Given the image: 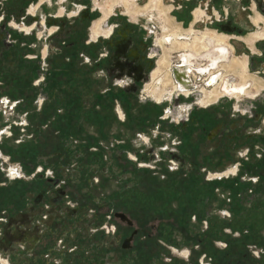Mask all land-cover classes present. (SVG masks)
<instances>
[{"label":"rangeland","instance_id":"rangeland-1","mask_svg":"<svg viewBox=\"0 0 264 264\" xmlns=\"http://www.w3.org/2000/svg\"><path fill=\"white\" fill-rule=\"evenodd\" d=\"M38 1L0 0V42L3 51L10 49L7 54L10 56V61L15 59L17 64L27 61L32 64L27 63L26 65H32L35 69L41 70L37 74L36 80L33 81L34 90L29 88L31 84L28 82L29 78L25 77L21 81L25 85L17 99L21 100L23 105L22 103L18 105L22 106L10 119L11 124L13 122L17 124L15 125L17 132L13 128L14 135L10 136L8 134L10 130H6L4 126L9 124L3 123L2 115L6 114L0 115V134L3 133L2 129L6 130L0 140L2 164L6 174L10 177L12 167H23L25 177L16 178L19 191H24L22 187L25 182L27 183L34 177L35 173L28 174L34 170L35 165L37 171L40 168L44 170L50 168L53 173L46 172L48 179L46 181L51 182L50 178H59L60 182L55 184L57 187L55 186L49 192V202H52L58 191L61 193L64 190L63 204L66 203L72 210L78 209V212H83L87 217L93 218L97 223V230L107 234V232H103V229L110 228L112 223L109 222L110 209L103 196L108 195L113 203H118L121 198L116 194L111 195L117 191L122 193L128 191V186L124 185L131 181L136 184L139 181V185H142L143 189H146L144 188L146 186L149 191L165 187L160 195L154 194L153 197L137 194L136 198L130 200L129 206L123 205L120 206V209L126 210L128 215L135 220L136 227L139 226L137 212H142V215L145 212L149 217L145 233L155 232L152 225H159L160 220L157 221L154 218L156 215L162 216V223L167 222L168 227L164 231L165 235L170 239L166 240L157 234V237L162 239L156 240L159 242L158 245H162L158 247L160 261L157 264H169L170 257L176 256L187 260L186 255L182 253L172 254L170 248L175 247L182 251L192 248L191 246L196 244L195 236L203 233L207 227L206 221H199L193 216L183 220L187 225L190 224L188 230L194 236V240L190 241L184 230L181 229V225H177V229L170 225L172 221H178L174 220L176 215L167 216L171 208L177 212L183 208L186 209L187 202L184 201V196L187 195L188 186L187 181L183 178L192 172L196 173L199 178H194L198 189H191V195L198 202L195 208L197 211L201 214L204 211L203 214L212 222L216 221L218 225L220 224L218 219L228 221L233 212L237 215L240 214L239 212H249L250 225L254 226L257 223L256 229L264 234V225L259 224L260 218L258 219L256 213L264 214V179L260 183L257 181L258 176L252 171L250 172L252 166L258 165L260 158L264 155V41L257 42L258 49H254L256 52L249 48L250 43L247 45L245 40L237 39L233 35L232 40L229 41V44L235 48L234 56L247 59L249 65L247 75H249L250 81L246 89L254 87L253 84L263 86H258L261 88V92L255 98L248 97L241 91L239 101L235 97L224 96L216 103L202 105L200 103L204 95V91H201L202 88L204 86L207 89L211 88L205 84L206 76L198 73V76H193L195 88L192 94L189 96L176 94L172 100L158 103L153 97L147 96L145 91V86L151 83L152 72L158 67V60L164 54V50L157 44L158 39L162 37L164 26L157 11L153 10L145 15L133 16L127 13L123 4L117 5L113 15L104 23L106 31L115 24L116 34L113 39L98 38L104 40V42H100L92 39V27L97 19L104 16L101 7L110 5V0H51L50 5L47 3L44 7H40L36 14H33L30 12V6ZM196 1L205 6L204 0ZM229 1L231 2L230 9L238 11L240 7L243 19L248 25L238 34L239 36L244 38L250 35L251 31H256L257 27L250 23V15L257 20V25L261 24V28H264V18L259 13L252 14L249 9V0ZM254 1L257 4V10L260 11L264 0ZM150 2L151 0H136L135 4H138L139 8H145L149 6ZM161 2L164 8L171 10L169 0H161ZM238 3H241L240 6H237ZM179 16L183 17L184 12L179 13ZM167 18L169 27H166L165 32L169 33L171 28L178 27L170 22L168 15ZM207 20V17H202L195 22V34L205 31L207 26L211 27ZM233 20L235 25L236 22H239V16L234 15ZM14 22L20 27L35 25V28L28 33L13 26ZM51 29H53L52 33ZM230 30L233 31V29ZM12 44L13 46H9ZM134 50L136 55L133 54ZM176 50L181 49L176 48ZM179 54V52L173 51V64L178 63ZM24 62L23 64H25ZM205 62L202 60V63ZM17 64L6 63L7 83L12 82L9 80L10 76H14V79L17 74H20V67ZM169 69H171V64ZM226 70L229 71L228 68ZM21 72L24 70L22 69ZM229 72L233 75L225 79L221 90H225V88L228 90L237 89L240 78L235 71L230 70ZM117 74L124 75L126 82L115 80ZM38 79L41 80V83H38ZM136 81L139 84L138 89L134 88V85L137 84ZM78 91L81 92V99L86 105L82 112L80 111V118H78L79 114L75 116L78 105L71 103H68L67 106L62 105L64 98L71 102V99H67V94L74 95ZM110 91L112 96L99 97L105 96ZM121 93L125 94V98L119 101L120 97L116 94L120 95ZM93 102H97V109H94L96 111L85 113V110H88ZM72 103H74L73 100ZM237 105H239L238 108ZM43 107L46 112L44 115L42 114ZM67 107L70 111L69 116L65 112ZM120 108L123 110L125 118L120 116ZM58 114L62 118L59 128L61 130L64 128L66 133L65 143L75 150H72V156L67 155L65 159L62 156L54 157L48 162L38 160L34 165V159H37V155L41 152L51 153L61 148V142L58 141V138L62 137L61 130L51 127V123L57 119ZM193 115L200 118L213 115V119L210 118L213 122L209 126L220 124L221 130L218 135L209 141L207 133L199 127L197 121L192 125ZM42 118L45 120L43 123H41ZM80 119L81 127H79ZM186 124H189L187 129ZM186 135H189V143L192 146L186 143L188 138ZM32 136L33 138H31ZM93 138H96L97 141ZM26 143L30 145H28L30 148L28 150L31 151L29 155L12 156V159L9 160V156L5 154L6 150L9 147L21 149L22 146H26ZM171 151L184 156L190 155L188 159L191 164L186 163L187 169L181 167L178 158L171 159ZM198 152L199 158H203L202 163L196 171H190V168L193 167L192 164L195 166L191 156H195ZM31 153L32 156H30ZM23 157L28 158L26 160L30 159L29 161H32L33 165L26 163V166H23L21 162ZM93 162L99 163L101 166L104 164L110 166L116 172H121L125 168L128 171L125 175L127 178L117 179L106 173V169L102 172L97 166L94 172H90L88 168ZM233 167L236 171L233 174L225 175L226 171ZM55 168L57 169L55 170ZM71 168L76 170L75 173L80 178L83 176V178L91 179L90 190L85 185H82L80 189L77 185L73 186L74 189L69 186V181L75 178ZM261 170V173L264 174V166ZM126 171L124 170V172ZM13 173L15 172L13 171ZM220 173H224L225 178H230V181L218 182L219 185H223L217 189L216 185L214 188V185L210 183L219 178L220 176H213ZM171 174L174 177H171ZM236 178L241 184L237 180L234 181ZM133 184L131 183L129 186H133ZM201 186L204 188L202 189ZM2 188L4 189L3 196L9 187ZM71 190L78 191L80 193L78 197L74 198L69 195ZM87 191L101 198L99 205L81 206L82 201L86 204L89 201L81 195ZM236 191L239 192L235 195ZM139 199L143 201L141 206L135 204ZM49 202L45 207L48 208ZM5 205L6 202L3 201L0 211L4 209ZM29 205H31V201L26 206ZM22 207L23 204L16 208L18 214ZM80 207L81 209H79ZM40 217H38L39 220ZM125 224L126 222L123 226ZM70 227L68 222L63 224L57 235L50 236L36 245L32 255L26 253L25 246H17L19 249L14 255L0 252V264H4L2 259L9 260V264H100L92 246L87 245L86 241L73 239L75 233L68 230ZM5 231L6 225L1 220L0 239L1 233ZM218 244L222 248L225 247L224 242ZM50 247L56 248L53 253L58 256L53 257V254L48 251ZM195 248L200 250L198 246ZM252 251L256 257H258V253L264 255V246H253ZM203 257L204 255L200 256V261ZM251 258L245 259L246 261L242 264H264V260L258 259V261ZM179 260L173 261L172 264H178ZM209 261L204 258L203 263L208 264ZM116 262L118 264H134L128 261L122 263L116 260Z\"/></svg>","mask_w":264,"mask_h":264},{"label":"flooded vegetation","instance_id":"flooded-vegetation-1","mask_svg":"<svg viewBox=\"0 0 264 264\" xmlns=\"http://www.w3.org/2000/svg\"><path fill=\"white\" fill-rule=\"evenodd\" d=\"M44 1L45 0H39L36 4H32L30 6V12L33 14H36V10L42 6ZM197 10H201V12L203 13L201 8H197L195 10V13ZM200 15H198V16L195 15V19L199 18ZM13 26L18 27L20 29L22 28V30H26L27 32L30 31V28H31V30L33 28H35V25L34 26L31 25V26L20 27L15 22L13 23ZM110 28L111 29L108 30L109 34H107L106 36H100L99 38L103 37V38L113 39L115 34H116V29L113 25ZM52 31H53V29L50 30L51 33H52ZM187 31H188V33L194 32V26L191 27L190 29H188ZM163 32H165V31L162 28V37L158 40V42L161 45L162 49L164 50V54L158 62V68H156L151 75V83H148L146 85L147 94H149V88L148 87L153 85L154 77L158 78L157 84L161 85L164 83V80L166 78V74H170L169 77L171 79V85L175 86L173 93L175 91H178V90L184 91L186 89V87L188 86V82L185 79L186 86H185V88L181 87L180 80L176 77V73L178 71L173 72L172 70L169 69L171 50L174 48H178V47H173L171 43H164V45H163ZM183 32H185V31L180 29V28L173 27L170 29L169 33L177 34L179 39L182 40ZM206 32H209V31H206ZM213 34H217V33L213 32ZM217 35H219V34H217ZM172 37H174V36H172ZM92 39H93V37H92ZM193 39H194V37H191L190 42H192ZM98 40L99 39H97L96 41H98ZM99 41L104 42V40H99ZM1 44L2 43L0 42V115H2L3 110L5 108V106L3 104L5 98H7L10 102L17 100L18 94L21 91H23L22 88L25 85L21 81L23 78L26 77L23 73H21V74H17V77L14 79H13L14 76L13 77L10 76L9 80H11L12 82H10V83L6 82V73H5L6 63H8L9 65H12V64H17V61L15 59L10 61V56L7 55L10 52V49L8 51L7 50L3 51ZM9 46H13V44L9 45ZM226 47H228L229 50L231 48L230 46H227L225 44H219V45L214 44L213 46L207 47L206 49L202 48L199 45H197L195 47H188L185 50H190L191 54L187 55L186 53H184L183 55H181V58L183 60V56H187L189 59V57L191 55L195 56L197 53H202V52H203L202 55L206 56V58H209V55L212 52L218 53V50L220 48H226ZM180 49L183 50L184 48H180ZM251 49L254 50V47ZM133 54L134 55L137 54L135 50L133 51ZM165 55L167 56L166 57L167 61H163ZM44 57H45V55H44ZM222 64H223L222 62H219V66H222ZM39 72H41V70H37V68L35 69L32 66L28 76H30L31 78L32 77L36 78V76ZM132 72H135V71H132ZM214 78H216V77H213L212 79H214ZM44 79L45 78L43 77V80ZM212 79H211V81H212ZM35 80L36 79H34V81ZM115 80L123 82V83L126 82L125 76L121 75V74H119V75L117 74L115 77ZM216 80H217V78H216ZM139 81H140V78H139ZM224 81H225V79L221 81L222 85H223ZM38 83H41V80H39ZM136 83L137 84L134 85V88L138 89V85H139L138 81H136ZM217 83H218V81L215 84H217ZM29 86H30L29 87L30 89L34 90L35 86L33 85V82ZM221 88H220V91H223L225 96L228 95L229 97H231L226 90H221ZM210 90H212V89H210ZM203 91L205 92L206 89H204ZM260 92H261V89L257 92V94H259ZM110 93H111V91L109 93L105 94V96H99V97L100 98L108 97V96L110 97V96H112V94L110 95ZM116 95L120 97L118 99L119 101H121L122 99L124 100V98H125L124 93H121L120 95L119 94H116ZM248 95H249V97H251L250 94H248ZM81 97H82V94L77 95V96L72 94L71 102L73 100L74 103H71V104L78 105L77 110H81V109L83 110L84 107L86 106L84 104L83 100L81 99ZM231 98H233V97H231ZM253 98H255V97H253ZM63 101H64V103H62L63 106L66 103L67 104L69 103V101L66 102L65 99H63ZM108 101L110 102V100H108ZM21 103H22V101H21ZM71 104H69V106H71ZM22 105H23V103H22ZM22 105H20V106H22ZM203 105H210V104H203ZM96 106H97V102H93L91 104V107L88 110H85V113H90V112L96 111V110H94V109H97ZM16 113L17 112H15L14 114H11V115H2L6 119L5 124L9 123L8 125H4L5 127L11 125V123H10L11 116H15ZM45 113H46L45 108L43 107L42 114L44 115ZM121 113H122V116H121ZM121 113L119 112L120 116L122 118H125V114H124L122 109H121ZM7 117H10V118L7 119ZM213 117H214L213 115L210 117L207 115L205 118L204 117L200 118L197 115H193L191 118L192 119V125H193V122L197 121L199 124V127L207 133L206 136H207V139L209 141L213 140V138L215 136H217L219 131L221 130L220 124H215L211 127L209 126V124L211 122H213L210 120V118L213 119ZM61 119H62L61 116L58 114L57 119H55L51 123V127L59 128L61 123H62ZM44 121L45 120H43V118H42L41 123H43ZM81 125L82 124H81V119H80L79 120V127H81ZM186 126H187L186 129H187L189 127V124H186ZM191 131H192V128L190 129V133H191ZM1 132L4 133L3 129ZM3 133H2V135H3ZM65 134L66 133L64 132V128H63V130H61L62 137L60 136L58 138V141L60 140V142H61V148L56 149L55 151H52L51 153H45V152L42 153L41 152L40 154L37 155L38 157L36 156L37 159L36 158L34 159L33 164H36V162H38V160H40V161L46 160V162H48V160H50L54 157H62L63 156V158L65 159V157L67 155L72 156V150H75V149H73L71 146L68 147V145L65 143V141H66V139L64 137ZM188 136L186 135V137H188ZM0 138H1V135H0ZM93 139H95L97 141L96 138H93ZM186 141H185L186 143H189V137L186 139ZM25 145L26 146H24V147L22 146L21 149L19 147L18 148L9 147L8 150H6V152H5L6 156H9V160H10V159H12V156H17V155L18 156H20V155L21 156H27V155H29V153L31 152V151L29 152V150H30L29 146L30 145L28 143H26ZM35 145H37V144H35ZM188 145L192 146V144H190V143ZM194 149L196 150V148H194ZM19 150H20V152H19ZM188 150L190 151L189 148H188ZM170 153H171L170 157L174 156L175 158H178L179 159L178 161L181 163V167L187 169L186 163L190 162L188 159V157H190V155L184 156L183 154H179V153H176L174 151H171ZM193 154H195V153H193ZM32 155L33 154L31 153L30 156H32ZM199 156H200L199 152L197 154H195V156H191L193 161H194L193 163L195 164V166L192 164L193 167L190 168V171L191 170L196 171V169L201 165V163H202L201 160H203V158L200 159ZM26 159H28V158H25V157L22 158V163L24 166H26V163L33 165L32 161H29L30 159L29 160H26ZM71 159L73 160V158H71ZM90 164H91L90 165L91 167L88 168V171L94 172V170L97 169L96 168V166H97L99 170H102V172H104L106 169L107 170L106 173H109L112 177L115 176L117 179H120L123 177L125 178L126 177L125 175L128 172V171H126L127 169H125V168L123 170H121V172L120 171L116 172L114 168L111 169L110 166H107L104 163H103L104 165H102V166L96 162H93ZM189 164H191V163H189ZM65 166H67V165H65ZM93 166H94V168H93ZM75 167L77 168V166H75ZM74 168H71L70 170L73 173L72 174L73 177L75 176V178H73V180L69 181L70 182L69 186L74 189L75 187H73V186L77 185V187H79V189H80L82 187V185H85L86 188L88 190H90V188L92 187L91 179H89L87 177H86L87 179L83 178V176L80 178L79 176L76 175V173H75L76 170ZM56 169L57 168H55V170ZM124 170L126 172H124ZM197 173H199V172L197 171ZM7 176L9 177L8 179H7ZM13 176H15L14 173H13ZM172 176L174 177L173 174H171V177ZM194 178H198V176L196 175V173L191 172V174H189L186 178H183V180L187 181V186H188L187 197L189 200H191L192 207L196 208V204L198 202L191 195V189L192 188L198 189V185L195 183ZM4 179H6V180H4ZM46 179H47V177L44 175V173L37 174L34 178L27 181V183L25 182V185L22 187L24 191H19L18 186H17L18 180L15 177H12V176L10 177L8 174H6L5 167L2 164V150L0 148V205L3 201L6 202V205L3 207L4 209L2 211H0V221L1 220L4 221V224L6 225V231L1 233L2 235H1V239H0V252L5 253L6 255L7 254L14 255V253L16 251H18V249H19L18 247L20 245L26 244V253L27 254L30 253L32 255L35 251L36 245H39L43 240L48 239V237H50V236L57 235V233H59L60 229H62L61 226H63V224L68 222L69 225L71 226L68 230H71L72 233H75L73 239H75V240L79 239L83 242L86 241L87 245L92 246L93 251L96 255V258L99 260L100 264H118L116 262V260L121 261L122 263H125L127 261L133 262L134 264H155V263L157 264V262L160 261L159 260L160 254H159V248L158 247H160L162 245H158L159 242H157L156 240H159L161 237H163L166 240L170 239L169 236L167 237L165 235L166 232H164L165 230L168 229L167 222L162 223V219H163V218H161L162 216L156 215L154 219L157 221L160 220L159 225L158 224L152 225V229L156 230V231L152 232V233H145L147 230V221L149 218L148 215L145 212H144V215H142L143 213L140 211L137 212L136 215H138V216H136V215H134V216L139 217L137 219L139 222V226L136 227L135 226V220L132 219L131 216L128 215L126 210H121L120 206H123V205L129 206V203H131L130 200L136 198L135 196H137V194H140L143 196H145V195L146 196H152V197L154 194L160 195L165 190V187L164 188L158 187V189H156V190L153 189V190L149 191L146 186H144V188H146L147 190L143 189L142 185H139V181L137 184L134 181H131V182H128L124 185V186H128V191H126L125 193L117 191L111 195V196H114L116 194L121 198L118 203L117 202L113 203L111 197L108 195L103 196V198L105 199V203H107V206L110 209L109 214H111V217H110L109 221H111L110 223H114L116 225V229H115L114 234H104V233H100L99 230H97L98 229L97 223L93 218L87 217V215L83 212H81V213L78 212V209L72 210L70 208V206L66 205V203L63 204L64 201L62 200V198H64V196H62V195H63L64 190H62L61 193H60V191H58L56 197H54V199H52V202H49V198H50L49 192H51V189H54L55 186L57 187V185H55V184L59 183L60 179L59 178H50L51 182H47ZM169 181L171 182V178ZM7 182H9V183L7 184ZM190 182L192 183L191 186H190V184H191ZM131 183H134L133 186H129ZM199 183H200V181H199ZM4 186L9 187V190H7L2 196V193L4 190L2 187H4ZM196 186H197V188H196ZM203 188H204V186L202 187V189ZM85 193H82L81 195H83V197H86L89 201H87V204L82 201L81 206H83V207H85L87 205L92 206L93 204L99 205V203L101 202V198L99 196L94 195L90 191H87ZM79 194L80 193L76 190H71L69 193V195L73 196L74 198L78 197ZM37 195H39V196H37ZM185 199L186 198L184 196V201H185ZM30 201H31V205L26 206L30 203ZM48 202L51 205L50 209L45 207L46 203H48ZM21 204H23V207L20 210V214H18V212H16V208H18L19 205H21ZM135 204L141 206V205H143V201L139 199V201L136 202ZM137 205H136V207H138ZM9 208H12V209H9ZM79 209H81V207ZM183 210H184V208L181 210V212ZM186 212H188V210ZM202 212L204 213V211H202ZM119 214H123L126 217H121V215H119ZM82 215H83V217H82ZM170 215H172V216L176 215L175 216L176 218L174 217V220L175 219L178 220V221H172L170 223V225L175 226V228L177 225H181V229L184 230V233H186V237L190 241H193L194 236L188 230L190 224L187 225L183 221V220L187 219V216L179 215L178 212L173 210L172 208L167 213V216H170ZM38 217H40V220L38 219ZM125 222H126V224H125V226H123ZM157 234L158 235L160 234L161 237L158 238ZM169 235L171 236V234H169ZM195 237L197 238V235ZM160 240H162V239H160ZM55 250H56L55 247H50L48 249V251H50V253L53 254V257L58 256L56 253H53ZM175 251H178V250L175 249ZM185 252H186V254L189 253L188 250L183 251V253H185ZM132 254H134L136 256L134 257ZM131 258L133 261L131 260ZM2 262L4 264H9V260H7V259H2Z\"/></svg>","mask_w":264,"mask_h":264},{"label":"bare ground","instance_id":"bare-ground-1","mask_svg":"<svg viewBox=\"0 0 264 264\" xmlns=\"http://www.w3.org/2000/svg\"><path fill=\"white\" fill-rule=\"evenodd\" d=\"M50 1L51 0H45L41 7H44L45 5H47V3L50 5ZM110 1H111L110 5H104L101 7V9L104 13V16L100 19H97L93 24L92 37H93L94 41H96L103 34H109V31L107 32L106 30H104V28H105L104 23L106 22V20L110 16L113 15L114 8L119 4H123L124 7L126 8L127 13L130 15H133V16H139L140 14L145 15L148 12L153 11V10L157 11L159 18L161 19L162 22H164L163 30L165 31L166 27H169L168 26V18H167L169 9L163 7L161 0H151L149 6H147L145 8H139L138 4H135L136 0H110ZM253 4H254V8L256 9V14L259 13L264 18V5L261 4L260 11H258L256 8L257 4L255 1ZM197 8H201L203 11V13L201 12V10L196 11V13H195L196 16H198L202 13L199 16V18L207 17L208 20H211L210 21L211 23L221 22V12L217 8H216V10L215 9L211 10V8L208 9L206 7V5L205 6L204 5L203 6H197L196 9ZM37 11H38V9L36 10V12ZM186 17H187V13L184 12V16L182 18L185 19ZM199 18H197L195 20L197 21ZM137 19H138V17H137ZM251 22L253 23L254 26L257 27L256 31H251L250 35H248L247 37L243 38L242 36H238L236 38L240 39V40H245L247 43H250V45L252 44L251 45L252 48L254 47V49L257 50L255 48L254 43L256 42V44H257V42L264 41V30H263L264 28H261V24L257 25L258 22H257V20L254 19V16L251 17ZM113 26L115 27V24H113ZM214 26H216V25H214ZM229 26H232V25L227 26L228 29H232V27H229ZM217 29L218 28H207L205 31L200 32L198 34H195V27H194V32L188 33V31H187L188 29H187V30H184L185 32H183L182 40L179 39L178 35L175 33L171 34V33L163 32V45H164V43H171L173 47L184 48L183 50L181 49L179 51L176 50V48L171 50V60H170L171 69L170 70H172L173 72L178 71L176 73V77L180 80L181 87L185 88V86H186L185 79L188 82V86L186 87V89L184 91L178 90V91H175L173 93L175 86L171 85V79L169 77L170 74H166V78L164 80V83L161 85L157 84L158 78L154 77L153 85L148 87L149 88V94L147 96L153 97L158 103H163L165 100H172V98L176 94L178 96H180L182 94L185 96H189L190 94H192L194 92V88H195L193 76H198L199 74H201V75L206 76L205 84L207 87H210L212 90L207 89L204 86V88H202L201 91H203L204 89H206V91L204 92V95H203L202 99L200 100V102L202 103V105L203 104H213V103H216L220 98L225 96L224 92L220 91V88L222 87L221 81L230 77L231 75H233V73L229 72L231 70L232 72L235 71L237 73V76H238V78H240V81H239L238 86L236 87L237 89L234 88V89L228 90L227 88H225V90L228 92V94L231 97L237 98V101L240 100V96H241L240 92L241 91H243L245 94H247L248 97H249L248 94H250L252 98L256 97L258 95L257 92L261 89V88H258V86L260 87L261 85L255 86V84H253L254 87H252L250 89H246V87L248 86L249 81H250L249 75H247V70L249 67L247 60L245 58L243 59V58L234 56L235 48L229 44V41H231L233 38L232 34L228 33L225 30H224L225 32L224 31L222 32V31H218L220 29H218V30ZM21 30H22V28H21ZM208 30H209V32H206ZM22 31H26V30H22ZM30 31H31V28H30ZM30 31H28V33ZM213 32H215L219 35L213 34ZM172 36H174V37H172ZM191 37H194L192 42H190ZM157 44L160 48H162L158 41H157ZM214 44H216V45L225 44L227 46H230L231 48H230V50L228 49V47L220 48L218 50V53L212 52L209 55L210 59L206 58V56L202 55L203 52L197 53L195 56L191 55L189 57V59L187 56H183V60L181 58V55H183L184 53H186L187 55L191 54L190 50H185L188 47H195V46L199 45L202 48L206 49L207 47H211ZM173 51H177L180 53L178 55L179 61L177 64H173V62H172ZM252 51L256 52L254 50H252ZM231 55H233V56L231 57ZM166 57L167 56L165 55L163 61H167ZM159 60H158V62H159ZM202 60H205L206 62L202 63ZM158 62H157V64H158ZM219 62H223L222 66L224 68L222 66H219ZM156 68H158V67H156ZM227 68L229 71L226 70ZM213 77H216L217 80H216V78L212 79ZM211 79H212V81H211ZM217 81H218V83L215 84ZM261 87H263V86H261ZM145 91H146V86H145ZM226 96H228V95H226ZM205 106H207V105H205ZM236 107L238 108L239 105H237ZM121 115H122V113H121ZM0 135H1V138H0V140H1L2 139V133ZM13 171H14V168H12V173H13ZM235 171H236V169L233 167L230 170L226 171L225 175H228L231 172L233 174V172H235ZM223 174H221V173L215 174L213 177H215V176L221 177V176H223ZM183 255H187L186 252L183 253Z\"/></svg>","mask_w":264,"mask_h":264},{"label":"built area","instance_id":"built-area-1","mask_svg":"<svg viewBox=\"0 0 264 264\" xmlns=\"http://www.w3.org/2000/svg\"><path fill=\"white\" fill-rule=\"evenodd\" d=\"M20 103H21V100H19V99L14 100L13 102H10L7 98H5L3 104H4L5 108H7L8 110L6 111V109H4L3 113H5L6 115L14 114L15 112H17V110L19 108L18 105ZM15 125H17L16 122H13V124L6 126V130H10V132L8 133L10 136L14 135L13 134V128H14V131L17 132ZM31 138H33V136ZM171 159L176 160V158L174 156L171 157ZM259 161H260V163L258 165H256V166L254 165V167L252 166V169L250 170V172L252 171L255 175H257L259 178L257 181L261 183V181H263V179H264V174L261 173V171H262L261 169L264 166V155L260 158ZM243 162L246 163L245 161H243ZM243 167H244V165H243ZM13 168H14L15 176H13V173L11 171L10 173H11L12 177H15V178L25 177L23 175V167L22 166L20 168L18 166L13 167ZM35 168H36V165L34 167V170L32 172H30L28 175L35 173V175H34V177H35L37 174L44 173V175L46 176V174L48 172L52 173L50 168H48L47 170L40 168L38 171ZM254 168H255V171H254ZM256 169H257V171H256ZM144 170L146 171V169H144ZM229 179L230 178H225V176H221V177L217 178L216 180H212L210 184H212L214 182L230 181ZM236 180H237V182H239L237 178L234 181H236ZM222 185L223 184H221V185L217 184L216 185L217 189ZM214 188H215V186H214ZM238 192L239 191H236L235 195ZM185 198H186L185 201L187 202V206H185L186 207L185 210L186 211L188 210V212L186 213L185 210H183L181 212V210H180V211H178V213L180 215L187 216L188 219L192 218V216H193L196 219H198L199 221H206L207 227L203 233H201L200 235H197V238L195 241L196 244H193L191 246L192 248H190V249H185V250H188V252H189L186 255L187 260L176 257V256L170 257L171 262L169 264H172L173 261L177 262L178 259H180L178 264H181L183 262H184V264H204L203 263L204 258H207L210 260L208 264H226V262H227V264H242V262L246 261L247 258L250 259L251 257H252L251 259H254V260H258V259H261V261L264 260L263 259L264 258L263 253L262 254L258 253L257 254L258 257H256L252 251L253 246H256V247L264 246V234H262V232L257 230L256 226H255L254 230H251L246 225L247 223L245 221V217L247 214H249V212H247V213L239 212L240 213L239 215H237V213L233 212L229 216L228 221H225L223 219H218L219 223H220L219 224L220 225V231L218 233H212L211 234L209 218H207L206 215H204L203 213L201 214V212L197 211L194 207H192V202H191V200L188 199L186 194H185ZM48 208L50 209L51 206H48ZM256 213L258 214V219L260 218V220H258L259 224L261 223L262 225H264V214H259L258 212H256ZM110 217H111V214H109V220H110ZM109 222H111V221H109ZM256 225H257V223H256ZM115 229H116V225L114 223H112L111 227L110 228L106 227V229H103V232H107V234H114ZM195 242H193V243H195ZM219 242H221V243L224 242L225 247L224 248L220 247L218 244ZM195 245L198 246L200 248V250H197L195 248L196 247ZM174 248L175 247L170 248L172 254L173 253H182L183 254L184 250L182 251L178 248H175L178 250V251H175ZM214 249L221 251V253L225 252V255H224L223 260L221 262L215 261V257L213 255ZM232 253H233V256L231 255ZM202 255H204V257L200 261L199 258Z\"/></svg>","mask_w":264,"mask_h":264},{"label":"crops","instance_id":"crops-1","mask_svg":"<svg viewBox=\"0 0 264 264\" xmlns=\"http://www.w3.org/2000/svg\"><path fill=\"white\" fill-rule=\"evenodd\" d=\"M170 3L169 5L171 6V10L169 11L168 16L170 17V22L177 26L180 29L183 30H187L191 27H195V15H194V11L196 9V6H203V4H198L196 0H169ZM238 2H240V0H237ZM206 7L209 9L211 8V10L216 8L221 12V22H215V23H211V20H207L209 21V24L211 25L210 28H218L220 30L218 31H227L228 33L232 34L234 37H238L239 33L242 32L243 29H245V27L247 28V22L244 21L243 19V14H242V10L240 9V7L238 8V11H235L233 8L230 9L231 7V2L229 0H204ZM229 2V3H228ZM254 0H249V4H250V11L252 12V14H256V9L254 8ZM241 3H238L237 6H240ZM234 5H236V3H234ZM257 8V7H256ZM182 12H186L187 13V17L185 19H183L181 16H179V13L182 14ZM234 15H238L239 16V22H236V24H233V16ZM251 16L250 15V23L251 22ZM223 19V21H222ZM253 24V23H252ZM216 25V26H214ZM228 25H232V29L233 31H231L230 29H228ZM207 28H209L207 26ZM224 31V32H225ZM248 45V43H247ZM252 45V44H251ZM255 48L258 49V46L256 44V42L254 43ZM249 48L251 49L252 46H249ZM252 50V49H251ZM24 61H21V63L17 64L20 68V74L23 73L26 78H29V83H32L35 79V77H30L29 72L32 68V65H26L28 64H32L30 62H24L25 64H23ZM22 64V65H21ZM24 70V72H21V70ZM81 92L78 91L77 94L74 95H80ZM67 99H71L70 97H72V95H66ZM65 99V98H64ZM66 102H68V100L65 99ZM72 103V102H69ZM67 105V103L65 104V106ZM81 110H77V112H75V116L76 114H79L78 118H80L81 116ZM65 112L68 114V116L70 115V111L69 108L67 107V110H65ZM4 117V116H3ZM69 118V117H68ZM67 118V119H68ZM6 122V119L4 118L3 123ZM75 122V121H74ZM25 246L26 249V244H22L20 245V247ZM7 263V262H6Z\"/></svg>","mask_w":264,"mask_h":264},{"label":"trees","instance_id":"trees-1","mask_svg":"<svg viewBox=\"0 0 264 264\" xmlns=\"http://www.w3.org/2000/svg\"><path fill=\"white\" fill-rule=\"evenodd\" d=\"M218 184V182H214V183H212V185H217ZM211 185V186H212ZM213 190V189H212ZM250 214V213H249ZM249 214H247L246 215V217H245V221H246V225L251 229V230H254L255 229V226H256V224L254 225V226H251L250 225V223H249V221H248V216H249ZM257 217H258V214H257ZM220 231V225H218L217 224V222L216 221H214V222H212L211 220H210V232H211V234L212 233H218ZM215 251V252H214ZM214 251H213V255H214V257H215V261L216 262H221L222 260H223V257H224V255H225V252H222L221 253V251H218V250H216V249H214ZM232 256H233V253L231 254Z\"/></svg>","mask_w":264,"mask_h":264},{"label":"water","instance_id":"water-1","mask_svg":"<svg viewBox=\"0 0 264 264\" xmlns=\"http://www.w3.org/2000/svg\"><path fill=\"white\" fill-rule=\"evenodd\" d=\"M119 215H121V217H126L125 215H123V214H119Z\"/></svg>","mask_w":264,"mask_h":264}]
</instances>
